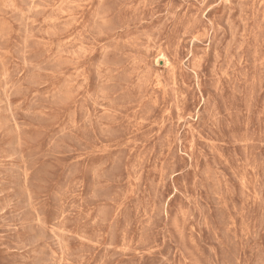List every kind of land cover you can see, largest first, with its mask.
Segmentation results:
<instances>
[{
	"label": "rangeland",
	"instance_id": "obj_1",
	"mask_svg": "<svg viewBox=\"0 0 264 264\" xmlns=\"http://www.w3.org/2000/svg\"><path fill=\"white\" fill-rule=\"evenodd\" d=\"M0 264H264V0H0Z\"/></svg>",
	"mask_w": 264,
	"mask_h": 264
},
{
	"label": "bare ground",
	"instance_id": "obj_2",
	"mask_svg": "<svg viewBox=\"0 0 264 264\" xmlns=\"http://www.w3.org/2000/svg\"><path fill=\"white\" fill-rule=\"evenodd\" d=\"M162 57V56H161ZM155 65V64H154Z\"/></svg>",
	"mask_w": 264,
	"mask_h": 264
}]
</instances>
